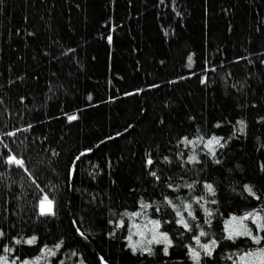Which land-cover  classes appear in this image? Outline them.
Returning a JSON list of instances; mask_svg holds the SVG:
<instances>
[{"label": "trees", "instance_id": "1", "mask_svg": "<svg viewBox=\"0 0 264 264\" xmlns=\"http://www.w3.org/2000/svg\"><path fill=\"white\" fill-rule=\"evenodd\" d=\"M257 213L264 0H0V263L240 264Z\"/></svg>", "mask_w": 264, "mask_h": 264}, {"label": "snow or ice", "instance_id": "2", "mask_svg": "<svg viewBox=\"0 0 264 264\" xmlns=\"http://www.w3.org/2000/svg\"><path fill=\"white\" fill-rule=\"evenodd\" d=\"M109 40H111V37H109ZM75 117H69V119H74ZM241 123H243V121H241ZM213 139H210L208 141V144H209V147H211L212 143H213ZM86 151H91V149H86ZM9 160H14L15 157L14 156H9L8 157ZM17 163H22L21 160H17L16 161ZM151 162V161H149ZM208 188L209 190H213L212 189V186L211 185H208ZM248 190L249 192H252V188L251 187H248ZM253 195H255V193L253 192ZM139 213H133V215H138ZM252 213H245V216H251ZM255 220H256V225L260 228V229H264V217H261L259 215V213L256 214L255 217H253ZM244 219V217H241L240 220L242 221ZM181 223H184L185 227H188V225L183 221L181 220L180 221ZM121 223H123V221H121ZM153 223L155 225H159V221H153ZM139 227V226H137ZM242 231L240 230H233V231H230V235H248L250 236L254 241L257 242V244H259L261 242V240H264V237H259V236H255L253 235L252 233V230L250 228H248L247 225H242ZM141 235H143L144 233L141 232L140 233ZM160 236H163L165 239H167V233H160L159 234ZM130 239V237H129ZM153 239L156 240L157 243L160 242V240L157 238V236L154 234L153 235ZM195 239L199 240L198 237H195ZM31 242V241H29ZM167 243H171V240H167ZM212 243H215L214 241ZM204 248L205 249H208L209 252H210V249H209V246L208 245H204ZM145 251H150V249H145ZM165 251H167V248H165ZM194 251V256L195 257H198L199 256V253H195V250ZM4 257H0V260H3ZM240 264H264V247H257L255 249H249L248 251L240 254Z\"/></svg>", "mask_w": 264, "mask_h": 264}, {"label": "rangeland", "instance_id": "3", "mask_svg": "<svg viewBox=\"0 0 264 264\" xmlns=\"http://www.w3.org/2000/svg\"><path fill=\"white\" fill-rule=\"evenodd\" d=\"M39 208H40L41 212H51L52 211V203L47 197H45L44 199L41 200ZM0 264H8V263L5 261H1Z\"/></svg>", "mask_w": 264, "mask_h": 264}, {"label": "water", "instance_id": "4", "mask_svg": "<svg viewBox=\"0 0 264 264\" xmlns=\"http://www.w3.org/2000/svg\"><path fill=\"white\" fill-rule=\"evenodd\" d=\"M12 161V160H11Z\"/></svg>", "mask_w": 264, "mask_h": 264}]
</instances>
